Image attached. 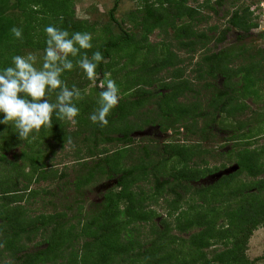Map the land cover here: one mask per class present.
<instances>
[{"label":"trees","instance_id":"obj_1","mask_svg":"<svg viewBox=\"0 0 264 264\" xmlns=\"http://www.w3.org/2000/svg\"><path fill=\"white\" fill-rule=\"evenodd\" d=\"M44 1L0 0V69L14 67V56L44 53L47 46L44 29L48 25L67 30L69 36L75 32H96L95 24L74 18L73 2ZM206 1L196 7L186 0L138 2L129 18L132 29L142 34L138 40L133 30H125L116 20L114 13L118 1L114 2L108 13L119 31L113 33L109 26L104 27V33L91 35V43L96 47L81 50L90 58L96 51L102 54L103 60L96 68L99 77L95 81L86 78L76 82L71 81L72 76H67L70 71H65L61 79L69 89L75 86L80 93L87 87L101 93L103 90L97 87L98 83L107 82L106 74H114V65L120 59L136 60L138 48L145 56L141 57L137 69L141 74L134 76V83L150 87L156 81L157 89H139L134 96L119 100L107 116L106 126L94 124L85 117L79 120L84 128L67 134L66 120L54 114L51 128L42 127L28 140H21L14 127L0 124V264H264V253L256 260L246 255L253 231L264 222V178H260L264 173V146L245 150L234 173L222 175L213 184L196 187L192 186L191 179L206 175L211 169L197 170L194 165L181 164L182 170L171 172L167 161L174 157L175 151H168L165 144L160 146L161 152L157 144H153V149L143 146L137 163L119 165L126 154L133 151L131 136L139 126L157 125L164 131L178 124L189 135L196 136L198 143L208 142L212 125L220 126V114L224 113L226 120L232 118L235 112L249 109L246 97L252 95L259 99L264 95V48L252 53L237 46L218 50L207 48L211 40L221 43L231 29L240 32L237 40L242 41L255 26L253 11L248 7L235 9L223 30L218 32L217 26L212 25L208 33L196 28L208 20V14H200V7L216 12L215 6L224 2ZM183 18L187 21L178 24ZM13 27L22 29L21 39L12 35ZM156 29L164 33L172 30L177 48L185 50L190 58L197 50H207L195 63L196 77L192 80L203 82L199 88L193 87L191 79L182 76L181 68L171 67L167 80L152 79V75L178 60L177 54L169 50L170 42L160 44L167 51L164 57L157 54L159 44H148V35ZM211 33L219 35L213 38ZM122 67L125 69V65ZM217 75L223 78L220 82ZM147 78L152 83H148ZM58 92L59 89L50 93L48 100L55 103ZM75 104L81 113L88 112L89 116L100 106L90 102ZM149 105L153 108H148ZM250 112L254 114L248 116L251 122L232 118L235 121L230 127L229 141L250 135L256 125L261 127L263 120L257 111ZM132 117L141 120V124L131 121ZM199 119L204 123L201 127L197 125ZM245 125L249 128L243 130ZM49 131L60 148L69 139L72 142L80 139L82 143L83 149L78 148L73 160L80 163L73 164L78 166L73 180H68L67 165L58 170L49 164H32L35 176L24 173L20 166V158L36 163L35 155L43 153L40 148L42 139L46 138L43 135ZM25 146L31 149L30 154L25 153ZM15 148L22 152L20 158ZM8 152H13L12 158L6 156ZM49 153L53 150L46 157ZM159 153L163 157L154 161L152 155ZM114 173L119 174L115 186L86 209L85 187L101 175L111 179ZM241 175L252 178L236 180ZM20 178L24 182L22 185L18 181ZM53 180L56 188L49 183ZM144 181L152 185H143ZM41 182L49 183L52 188L47 190L45 185L31 188L33 183ZM40 193L46 195L41 198L42 207L51 206L50 211L34 213ZM57 193H61L64 205L53 200ZM149 203H159L166 211L158 224L153 222L154 212L146 209ZM219 219L226 224H218ZM180 233H188V237Z\"/></svg>","mask_w":264,"mask_h":264},{"label":"rangeland","instance_id":"obj_2","mask_svg":"<svg viewBox=\"0 0 264 264\" xmlns=\"http://www.w3.org/2000/svg\"><path fill=\"white\" fill-rule=\"evenodd\" d=\"M18 0H11V2H17ZM26 2H33V0L27 1V0H21ZM47 2H73V7L71 8L74 14V18L76 20H87L90 22V24H95L96 32L90 33L92 36L96 35L98 36L101 33H104L102 28L110 27L112 29L113 33H116L119 31V28L117 25L110 21L109 18V10L112 8L114 2L116 0H46ZM118 6L114 13V16L116 20L120 23V25L125 30H133V33L136 36V39H140L141 35L138 29H132V23L130 22V15L131 12L135 11V8L138 5V2H144V0H117ZM39 2H45L44 0H39ZM188 4L191 6H198L201 5L202 2H207L206 0H186ZM209 2H215V0H210ZM223 5L221 6H215L216 12L210 11L206 8L200 7L201 15L208 14V20L205 22L200 23L196 26L197 30H202L208 32L209 26L216 25L217 31H221L225 28L227 25V19L231 15V13L235 9H242V8H249L253 11L252 14V21L255 23V26L250 29V31L243 36L242 41H238L237 37L240 35V32L231 29L229 30L226 35L225 39L218 44L214 43V40H211V42L208 43L207 48L212 50H218L223 49L228 46H237L241 48L247 49L249 53L254 52L256 49H263L264 48V0H223ZM17 14L18 11H15ZM184 21H187L185 18H183L179 23H183ZM209 33V32H208ZM213 38H216L219 34L211 33L210 34ZM173 31L168 29L167 33H164V31L161 30H154L150 35H148V44L154 45L159 44L157 54L164 57L167 54L166 49H163V45L165 43H171V48H169L170 51L177 54L178 60H182L179 62L178 60L175 61L173 66L167 67L166 69H163L156 75H152L153 78H158V80H167L168 72L171 67L174 68H181L183 70L182 76L188 80L191 79V83L193 84V87L199 88L203 82H198L196 80H192L196 77L195 75V63L197 61H200V57L202 54H205L207 50H197L191 58L189 57V54L186 53L185 50L177 48V42L173 38ZM97 42V41H96ZM163 45H160L162 44ZM93 46L96 47V45L93 44ZM29 52V51H27ZM137 53L139 54L137 56L136 60H131V58L120 59L117 64L114 65V74L110 75V73L106 74L105 78L106 80L112 79L115 82H118L119 85V100L122 98L128 96L132 97L136 93H138L139 89H157V82L153 81V85L148 87L147 85H144V83H141V85H137L135 82L134 76L137 74H141L138 68H140L141 65V57L142 55L145 56L143 53V50H139L137 48ZM31 55H34L37 59L34 64V66L37 68V70H40L42 68L43 64V57L44 53L41 52H32ZM29 55L26 53L24 57ZM151 55L149 54V57ZM91 59L90 57H88ZM69 59L73 62V69L70 71V73L67 76H72L70 79L71 81H78V80H85L86 75L84 71L79 67L78 61L80 59V55L77 57H69ZM150 60V59H149ZM125 65V69H123V65ZM81 73V75H80ZM154 73V72H150ZM99 75L97 74V78ZM218 82L221 81L222 76L217 75ZM139 78V75H138ZM167 78V79H166ZM62 80V79H61ZM68 80V79H67ZM207 80H212V78H207ZM65 82H68L65 80ZM148 83H152L151 79L147 78ZM94 83H92V86ZM101 85H105L106 83L100 82L98 83V88L104 90ZM263 92H264V83H263ZM264 94V93H263ZM54 97V96H53ZM87 99V100H86ZM181 100V98L179 99ZM100 101V93L97 91H91L89 87L84 89V93H81V99L75 100L74 103L84 104V103H94L93 106H98ZM246 105L249 106V109H245L243 112H235L234 117L232 118H238L241 120H249L248 116L254 115L252 110L257 111V115L259 114L261 121L263 120V123L261 127L259 125L254 126L251 129L250 135H245L243 138H239L235 141H229L231 135L230 127L234 126V121L232 118H229L226 120V117L223 114L219 115V120L221 121L220 126L219 125H212L210 128L211 130V137L208 142H200L198 143V138L193 135H189L184 128H181L180 125L176 124L174 127H170L168 130L162 131L159 129L157 125H145V126H139L135 131L132 133L133 143L132 147L133 151L131 153H127L126 156L122 159L121 164H119L121 167L129 166L132 164L137 163L138 156L142 153V147L148 146L149 148L153 149L154 145L157 144V146L160 148L159 152L162 151L161 147L162 145H167L168 151H175L174 157L167 161L168 169L171 172H177L179 169L182 170L181 164H190L194 165L193 168L195 169H203L205 167L211 169L210 172H207L206 175H202L199 178H193L191 179L192 186H200V185H210L219 180L222 175L227 176L229 173H224V170H227L231 167L237 166L238 169V162L241 159V155L245 150H255L257 148H261L264 146V95L257 99L254 96L250 95L249 97H246L245 99ZM255 101V102H254ZM100 107V106H99ZM148 108H153L152 105L147 106ZM80 109V108H79ZM143 111V109H141ZM96 112V111H95ZM140 112V111H139ZM88 117L90 120V116L88 115V112L81 113V110L79 112V115L75 118L76 122L72 123L66 120L65 129L67 130V134H72L78 129L84 128L80 121H82V118ZM80 120V121H79ZM131 121L135 122L136 124H141V120H135L134 117L130 118ZM258 121V118H257ZM260 121V120H259ZM258 121V122H259ZM197 125L199 127L203 126L204 123L202 120L199 119L197 122ZM198 127V128H199ZM247 127L249 128V125H245L243 130H246ZM260 129V130H259ZM55 134V133H54ZM46 138L42 139V145L41 150L43 153H41L39 156L35 155L37 157L35 159L36 163L31 162L29 159H22L20 158L22 152H20L19 149L15 148V153L19 155L18 161L20 162V166L24 168V173H28L29 175L35 176L36 174H32V164H35L36 166H40L41 164H49L52 168L55 169H62L64 165H67V173H68V180H73L75 177V172L78 169V166L73 164H80V163H74L73 160L76 158L75 153L77 152L78 148H82V143L80 139H78L75 142H72L71 139L67 141V143L64 145L63 148H60V146L56 143V139L53 136V133L47 132L45 133ZM152 142V143H151ZM145 144V145H144ZM121 146V144H118ZM113 148V145H109ZM118 147V146H117ZM83 149V148H82ZM25 153L30 154L31 149L27 146L24 147ZM53 150V153H49L46 157V154ZM177 151V153H176ZM151 152V151H150ZM126 152L124 151L123 155ZM161 153L158 155L154 154L153 160L156 161L157 159L163 157L160 156ZM190 155V158L189 156ZM8 158L13 157V152L10 154L9 152L6 154ZM206 162V163H204ZM196 164V165H195ZM75 167V169H72ZM216 167V170H213V168ZM236 169V170H237ZM235 170L230 171L231 173H234ZM119 174L114 173L112 175L111 179H108L105 175H101L100 177L95 178L90 184H88L85 187V195H84V206L86 209L89 207V204L91 202H99V200L102 198V194L106 192L107 189L113 188L115 185V178L118 177ZM114 178V179H113ZM252 177L241 175L236 178V180H251ZM260 178H264V173L260 176ZM20 180V181H19ZM20 184L22 185L24 182L20 178L18 179ZM49 182L50 184L53 183V187L56 188V182ZM57 181V180H56ZM58 182V181H57ZM49 183L41 182V183H33L31 185V188H43L44 185L46 186V189L49 190L52 187ZM146 185H149V182H143ZM49 184V185H48ZM139 186H142L141 183H138ZM150 184L149 186H151ZM118 190V189H117ZM116 190V191H117ZM46 198V195L43 193H40V196L36 200V211L34 213H38L39 211H50V207H42L41 205V198ZM62 195L61 193H57V196L54 197L53 200H56L57 203L60 202L61 205H64V201L61 200ZM23 205V203H21ZM59 205V204H58ZM146 209H149L154 212L153 216V222L158 224L161 218L165 217L166 211L162 208V206L154 203H149L146 205ZM75 207V206H74ZM44 208V210H42ZM124 208V204L120 205V209L122 210ZM169 221L171 219L169 218ZM223 223L226 224V222L223 219H219L218 224ZM147 225V224H146ZM141 226H143V222L141 223ZM182 237H188V233H180ZM219 245V244H218ZM216 245V247H218ZM31 246V244L29 245ZM264 253V222L263 224L255 229L248 241L247 249H246V255L249 259H257ZM258 263H260L258 261Z\"/></svg>","mask_w":264,"mask_h":264},{"label":"clouds","instance_id":"obj_3","mask_svg":"<svg viewBox=\"0 0 264 264\" xmlns=\"http://www.w3.org/2000/svg\"><path fill=\"white\" fill-rule=\"evenodd\" d=\"M46 48L43 64L40 70L34 66V55L14 56L13 66L0 69V124L11 125L15 128L19 139L28 140L42 127H52V118L55 114L62 120L75 123L80 109L74 103L81 99L80 91L73 86L71 89L61 80L65 71L73 69V62L69 57H77L79 67L90 81L97 79L96 68L103 60L99 51L92 54L91 59L81 50L93 47L90 33L75 32L69 36L67 30L48 25L45 27ZM12 35L22 38V29L13 27ZM100 93V107L90 116L94 124L106 126L107 116L119 103V88L112 79L107 80L106 86ZM59 89L56 102L48 100V95Z\"/></svg>","mask_w":264,"mask_h":264},{"label":"water","instance_id":"obj_4","mask_svg":"<svg viewBox=\"0 0 264 264\" xmlns=\"http://www.w3.org/2000/svg\"><path fill=\"white\" fill-rule=\"evenodd\" d=\"M232 168H233V170H236V169H237V166H235V167H231V168H229V169H227V170H224L223 172H224V173H230V171L232 170Z\"/></svg>","mask_w":264,"mask_h":264}]
</instances>
